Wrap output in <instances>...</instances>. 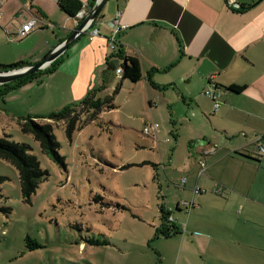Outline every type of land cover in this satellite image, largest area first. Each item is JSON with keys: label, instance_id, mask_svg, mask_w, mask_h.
Here are the masks:
<instances>
[{"label": "rangeland", "instance_id": "obj_1", "mask_svg": "<svg viewBox=\"0 0 264 264\" xmlns=\"http://www.w3.org/2000/svg\"><path fill=\"white\" fill-rule=\"evenodd\" d=\"M30 2L0 0V13H4L0 15V65L9 66L21 60L40 63L59 41L56 36L60 25L53 20L64 14L57 9L51 21L43 19ZM31 12L47 26H37L30 35L20 38L18 29L30 19ZM183 13L177 16V24L187 35L190 31ZM177 29L181 31L178 26ZM190 57L186 54L177 68L189 67L193 62ZM76 64L77 59L72 58L57 76H44L41 83L11 90L1 102L0 138L10 137L11 141L28 145L48 177L31 201L26 202L17 168L0 159V176L8 178L0 193V264H161L156 248L165 244L173 253L177 237L156 238V229L161 226L160 207L172 211L180 200L182 206L192 204L188 200L193 191L182 189L185 184L177 173L178 162L190 156L181 150L177 152V129L181 128L177 123L182 124L177 116L181 107L166 101L153 119L146 114L149 103L143 98L142 88L128 80L121 85L122 77L118 78L117 84L108 89L97 88V97L109 99L115 107L104 106L92 120V113L81 115V129L71 139L62 123L54 126L63 157V163H59L42 151L33 135L23 133L18 122H46L53 113L85 97L92 87L86 77L75 73ZM150 123L158 124L159 132L146 134L144 129ZM183 130L188 131V127ZM227 193L232 201L245 203V211L234 218L238 211L231 202L229 209L235 213L228 209L219 224L225 222L232 227L237 222L239 232H229L228 237L231 243L242 245L244 259L240 264H264V202L260 218L249 217L254 204L237 192ZM222 203L220 210H210L216 213V224L217 212L225 206ZM192 208L193 205L181 213L180 225L196 210ZM189 226L194 227V220ZM27 238L36 242L38 248L30 249ZM104 240L111 244L90 243ZM250 254L257 256L255 261ZM230 256L232 252L227 258L223 256V262L216 255L212 259L215 264H233L228 260Z\"/></svg>", "mask_w": 264, "mask_h": 264}, {"label": "crops", "instance_id": "obj_2", "mask_svg": "<svg viewBox=\"0 0 264 264\" xmlns=\"http://www.w3.org/2000/svg\"><path fill=\"white\" fill-rule=\"evenodd\" d=\"M80 1V15L70 17L60 10L58 0H31V7L43 19L51 21L57 9L64 14L53 20L60 26L56 36L59 41L52 50L72 34L96 0ZM181 12L190 31L187 35L177 24ZM34 17L31 12L29 20ZM40 22L41 27L47 26ZM94 29L99 32L97 36L91 35ZM186 54L193 62L185 70L177 68ZM110 57L117 65L124 64L127 57L139 60L143 76L136 85L142 88L143 98L149 103L146 114L153 119L166 101L181 107L177 116L182 123H177L181 127L177 129V152L190 156L178 162L177 173L186 178L182 189L193 191L188 201L196 210L180 225L186 207L181 205L182 200L177 202L173 210L177 216H173L181 233L156 237H177L173 253L165 244L156 248L160 263L215 264L213 255L223 262L222 257L232 252L228 260L240 264L244 259L242 245L231 243L228 237L229 232H239L237 222L232 227L219 223L231 202L238 211L229 209L235 213L234 218L242 216L246 207L245 203L232 201L225 191L237 192L254 204L249 217L260 218L264 202V152H260L264 146V0H108L85 35L61 56L53 76L76 58L75 73L88 79L92 87L88 94L94 91L97 97V88L108 89L122 77L106 67ZM36 63L39 62L31 64ZM121 80L123 85L126 80ZM231 86L243 90L238 94L226 90ZM159 90L167 93L160 95ZM206 91L216 99L207 97ZM184 126L188 131L183 130ZM213 145L218 147L214 149ZM205 151L209 154L203 156ZM202 160L205 168L200 164ZM196 187L201 191L197 195L193 190ZM222 202L225 206L217 212L216 224V213L210 210H220ZM192 220L194 227L189 226ZM249 256L255 257L253 261L257 258Z\"/></svg>", "mask_w": 264, "mask_h": 264}, {"label": "trees", "instance_id": "obj_3", "mask_svg": "<svg viewBox=\"0 0 264 264\" xmlns=\"http://www.w3.org/2000/svg\"><path fill=\"white\" fill-rule=\"evenodd\" d=\"M58 6L63 13L70 17H76L82 10V3L80 0H58ZM60 58L61 56L47 68L32 76H26L14 82L0 85V109L1 102L9 91L32 82L41 83L44 76L53 75L58 70L61 63ZM112 58L113 57L108 58L105 62L106 67H108L110 71L116 72L117 69H121L122 73L120 75L122 76V79L128 80L133 84L138 83L142 79L143 74L141 64L137 58L127 57L122 65H117L114 62L112 63ZM31 65L33 64L21 60L9 66L0 65V72L19 69ZM226 90L233 91L238 94L243 90V88L231 86L226 88ZM109 101V99L103 101L97 98L95 92L93 91L90 92L83 100L65 107L62 111L53 113L48 117L46 122L34 121L31 119H20L18 124L23 133L33 135L35 140L39 142L41 149L45 154L53 160L63 163V157L59 154L60 143L57 141L54 134V126L57 123H62L65 126V132L68 138L71 139L73 133L77 129H81V127H79L81 115L88 112L92 113V120L93 118H96L104 106H107L108 108L114 107L109 103ZM0 159L11 163L17 168L22 196L26 202H30L39 186L48 177V172L41 168V164L37 156L30 152V147L28 145L16 143L11 141L10 137H4L0 138ZM7 180V177L0 176V193L2 192L3 183ZM172 211L165 209L164 206L160 207L161 226L156 229V237L162 235L169 238L173 235L181 233L180 229L176 226L175 221L170 223L168 222L169 216H172L174 219ZM26 241L32 250L38 248L39 246L30 238H27ZM90 243L98 246H108L111 244L107 240L90 241Z\"/></svg>", "mask_w": 264, "mask_h": 264}, {"label": "water", "instance_id": "obj_4", "mask_svg": "<svg viewBox=\"0 0 264 264\" xmlns=\"http://www.w3.org/2000/svg\"><path fill=\"white\" fill-rule=\"evenodd\" d=\"M107 1L108 0H96L91 11L78 24L72 34L67 39H65L60 45H58L42 62L19 69L0 72V85L14 82L26 76H32L47 68L51 63H53L60 56H62L77 39L85 35L87 30L90 28V25L93 21L96 20ZM238 7H240V5H238ZM241 8L243 9L244 7L241 6ZM78 15H80V13Z\"/></svg>", "mask_w": 264, "mask_h": 264}, {"label": "built area", "instance_id": "obj_5", "mask_svg": "<svg viewBox=\"0 0 264 264\" xmlns=\"http://www.w3.org/2000/svg\"><path fill=\"white\" fill-rule=\"evenodd\" d=\"M116 22H117V21H116ZM40 24H41V22H40L39 19H37L36 17L32 18L31 20L27 21L26 23H24V24L21 26V28H20V30H19V33H18V36H19L20 38H25V37H27L28 35L31 34V32H32L37 26H40ZM114 24H115V23H114ZM40 27H41V26H40ZM116 30H117V28H116ZM98 34H99V32H98V30H96V29H94V30L91 32V35H93V36H97ZM111 47H112L113 49L116 48V46H115L114 44H112ZM116 73H117V75H120V74L122 73L121 69H117ZM205 95H206L207 97H212L214 100L216 99V97H215L213 94H211V92H209V91H206V92H205ZM215 107L218 108V107H219V103H216ZM158 128H159L158 124H156V123H150V124H147V125H146V127H145V129H144V132H145L146 134H149L150 132H157V131H158ZM260 139H261V137L258 138V140H260ZM213 146H214V147H213L214 149H216V148L218 147V145H213ZM212 152H213V150H211L210 153H212ZM260 152H261V153L264 152V146H261V147H260ZM204 154H205V155H203V156H206L207 154H209V152L205 151ZM200 164H201L202 168H205V167H206V163H205L203 160L200 162ZM183 182H184V184L186 183V178L183 179ZM193 190H194V194H195V195H197V194H199V193L201 192L200 189H199L198 187L194 188ZM192 205H193V203H192V204L184 203V206H185L186 208H190V207H192ZM172 221H174L173 217H172V216H169V218H168V222L170 223V222H172Z\"/></svg>", "mask_w": 264, "mask_h": 264}]
</instances>
